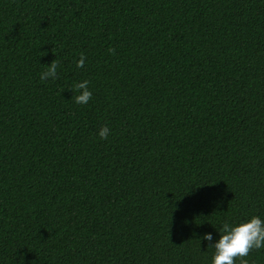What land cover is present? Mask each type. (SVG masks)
Here are the masks:
<instances>
[{
	"label": "trees",
	"instance_id": "trees-1",
	"mask_svg": "<svg viewBox=\"0 0 264 264\" xmlns=\"http://www.w3.org/2000/svg\"><path fill=\"white\" fill-rule=\"evenodd\" d=\"M253 215L264 0H0V264H211Z\"/></svg>",
	"mask_w": 264,
	"mask_h": 264
},
{
	"label": "clouds",
	"instance_id": "clouds-1",
	"mask_svg": "<svg viewBox=\"0 0 264 264\" xmlns=\"http://www.w3.org/2000/svg\"><path fill=\"white\" fill-rule=\"evenodd\" d=\"M84 57L77 61V67H82ZM57 65L53 62L45 71L41 72L40 79L56 78ZM75 88L79 90V94L74 97L77 104H86L92 96V92L88 88V81L83 80L75 84ZM109 127L102 126L98 135L102 139H107ZM219 231V239L210 244L209 247L214 249L211 264H235V259L239 258L241 264H248L243 259L248 256L250 250L264 248V219L260 216L253 215L249 219H244L236 223L223 221ZM204 241H212V233H205L202 237Z\"/></svg>",
	"mask_w": 264,
	"mask_h": 264
}]
</instances>
